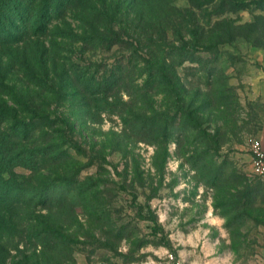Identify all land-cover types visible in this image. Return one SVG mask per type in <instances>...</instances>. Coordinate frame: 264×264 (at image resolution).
I'll return each instance as SVG.
<instances>
[{
	"label": "rangeland",
	"instance_id": "1",
	"mask_svg": "<svg viewBox=\"0 0 264 264\" xmlns=\"http://www.w3.org/2000/svg\"><path fill=\"white\" fill-rule=\"evenodd\" d=\"M50 2L38 36L0 19V127L67 178L0 224V264H264V0Z\"/></svg>",
	"mask_w": 264,
	"mask_h": 264
},
{
	"label": "trees",
	"instance_id": "2",
	"mask_svg": "<svg viewBox=\"0 0 264 264\" xmlns=\"http://www.w3.org/2000/svg\"><path fill=\"white\" fill-rule=\"evenodd\" d=\"M10 3L9 6L0 5V19L21 22V35L38 36L45 26L48 30V25L42 23L45 19H50V0H10ZM8 38L15 40L10 38V35ZM13 113L7 102H0V123L6 122ZM7 131L8 127H0V217L3 219L0 224L12 223L15 217H20L23 208H49L48 203L52 201L42 197L52 189L57 190L67 178V175H62L60 165V156L65 154L58 153L62 146L53 145L43 150L35 143L24 142L30 139L27 135L22 143H13ZM16 166L29 170V176L20 177L18 180V177L12 174ZM5 174H8L7 178L4 177ZM25 194H32L36 198H26ZM47 196L51 197V200L54 197L53 193Z\"/></svg>",
	"mask_w": 264,
	"mask_h": 264
},
{
	"label": "built area",
	"instance_id": "3",
	"mask_svg": "<svg viewBox=\"0 0 264 264\" xmlns=\"http://www.w3.org/2000/svg\"><path fill=\"white\" fill-rule=\"evenodd\" d=\"M248 153L250 156L252 175L260 180H264V147L260 140L251 139L249 141ZM175 264H178V262Z\"/></svg>",
	"mask_w": 264,
	"mask_h": 264
},
{
	"label": "crops",
	"instance_id": "4",
	"mask_svg": "<svg viewBox=\"0 0 264 264\" xmlns=\"http://www.w3.org/2000/svg\"><path fill=\"white\" fill-rule=\"evenodd\" d=\"M258 140H260V142L262 143V145H263V147H264V130L263 131H261L260 132V134H259V136H258ZM250 167H251V162H250ZM222 224V221L220 220V218H216V230H217V234H218V232H219V236H221V238L220 237H218L217 239H216V241H217V243L219 242L220 243V241L222 242L223 241V236H224V228H223V226L221 225ZM263 229V231H264V226L262 227ZM264 240V239H263ZM208 241L207 240H205V243H207ZM217 257H218V254H217ZM217 259V261H218V258H216Z\"/></svg>",
	"mask_w": 264,
	"mask_h": 264
}]
</instances>
